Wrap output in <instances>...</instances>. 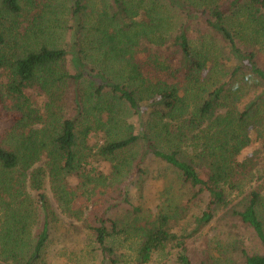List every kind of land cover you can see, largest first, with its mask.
Listing matches in <instances>:
<instances>
[{
    "label": "trees",
    "instance_id": "16d2710c",
    "mask_svg": "<svg viewBox=\"0 0 264 264\" xmlns=\"http://www.w3.org/2000/svg\"><path fill=\"white\" fill-rule=\"evenodd\" d=\"M0 129V264L43 260L60 222L47 182L61 213L94 231L102 263H120L112 238L131 229L143 238L136 264L180 239L177 264H192L183 243L229 204L227 189L264 178V0H0ZM99 133L106 159L137 147V164L152 156L208 194L186 235L168 207L119 227L93 205L101 181H82L83 149ZM38 210L40 230L22 242ZM231 213L263 246L242 248L245 264H264V185Z\"/></svg>",
    "mask_w": 264,
    "mask_h": 264
},
{
    "label": "rangeland",
    "instance_id": "374dc122",
    "mask_svg": "<svg viewBox=\"0 0 264 264\" xmlns=\"http://www.w3.org/2000/svg\"><path fill=\"white\" fill-rule=\"evenodd\" d=\"M63 37L66 38L65 35ZM30 94L33 104L43 109L47 101L45 96ZM89 137L88 144L93 149L86 147L83 149L88 162L82 181L87 180L86 175L100 179L101 184L93 197L95 199L93 205H96L99 211L105 210L107 216L117 219L120 227L125 226L129 221L132 222L134 217L137 219L136 216L140 217V220L137 219L139 221L137 225L144 224L147 220L152 223L159 211L164 208L169 209L171 215L178 216L177 219L171 218L172 230L177 235H186L194 227L195 217L201 215L206 208L209 200L207 193L196 196L197 188L185 183L172 167L152 156L137 164L140 157L134 156L137 147L122 153V157L115 161L108 160L98 152V145L103 141L102 134ZM258 148H260L259 143L247 146L238 156V160L242 161L253 155ZM260 154L264 157V149ZM117 165L118 169L115 168ZM68 180L72 187H76L80 179L70 177ZM261 184L264 185V178L245 183L234 190L227 189L229 204L217 209L213 220L183 243V252L192 264H245L244 256L240 251L242 248L250 253L263 251V246L253 229L231 213V208L237 206L248 191ZM88 187L84 185L83 189L77 192L80 193ZM101 190L105 192H100ZM46 193L60 222L52 229L45 256L39 264H105L102 263L103 254L100 250L96 252L92 250V247L98 246V243L94 242L96 236L94 231L87 225L81 227L82 225L67 213H61L49 182L46 183ZM76 200L80 198L76 197ZM76 200L69 205L73 211L76 210L74 204ZM36 213L39 214L37 220L30 222L31 235L22 237V242L27 241L40 230L42 216L40 210ZM63 222L67 223L66 226ZM73 222L76 223L74 226L70 224ZM107 225L111 229V226ZM142 239V235L131 229L126 234L112 238V243L120 255L119 264L137 263ZM178 242L168 243L164 250L154 252L151 263L177 264L181 250L178 245L182 240ZM2 264H11V261Z\"/></svg>",
    "mask_w": 264,
    "mask_h": 264
}]
</instances>
